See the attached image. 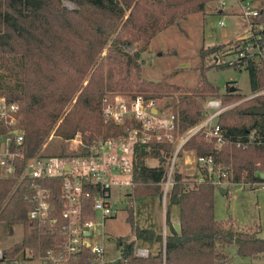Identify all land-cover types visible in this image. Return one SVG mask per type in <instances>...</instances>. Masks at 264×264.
<instances>
[{"label":"trees","instance_id":"1","mask_svg":"<svg viewBox=\"0 0 264 264\" xmlns=\"http://www.w3.org/2000/svg\"><path fill=\"white\" fill-rule=\"evenodd\" d=\"M215 1L0 0V92L19 105L15 127L24 132L17 175L0 180V222L23 226L21 242L4 250V258L12 259L39 241L37 234L29 233L27 218L32 181H19L27 162L35 157L76 153L68 144L76 134L84 146L123 134L125 125L106 122L102 117L105 96L141 95L160 101L177 117L175 138L203 119L206 99L217 98L223 106L233 104L217 119L226 138L221 148L203 134L185 147L196 156H212L216 163L230 166V184L264 183L260 177L264 174V116L246 113L251 108H264V95L246 100L236 87L230 92V86L219 94L207 80L204 68L209 56L245 53L232 65L217 67L246 71L252 95L264 90V58L246 50H254L257 44L264 48V2L258 17L249 21L253 38L240 37L201 50L197 67L200 79L195 88L169 84L166 78L158 83L141 79V54L151 40L187 16L203 12L207 4ZM65 2L72 8L66 7ZM255 36L260 40L256 42ZM129 47H135L131 54L126 51ZM5 131L0 122V132ZM51 141L58 146L55 144L50 151L47 146ZM172 146L173 143L136 146L131 198H161L160 184L166 176ZM148 161L157 165L148 167ZM202 178L190 187L178 172L174 173L165 214V264H231L220 251L229 246H234L241 258L263 254L264 239L258 232L240 233L214 219L216 186L204 171ZM54 194L59 203V192ZM174 207L179 233L170 219ZM128 219L132 222L131 216ZM131 230L134 239L117 241L120 256L112 264H163L161 252L148 258L134 256L135 241L156 244L161 243V236L133 224ZM46 238L42 235L40 240Z\"/></svg>","mask_w":264,"mask_h":264},{"label":"built area","instance_id":"2","mask_svg":"<svg viewBox=\"0 0 264 264\" xmlns=\"http://www.w3.org/2000/svg\"><path fill=\"white\" fill-rule=\"evenodd\" d=\"M213 3L215 13L219 15L229 12L244 18L248 24L244 38H253L249 21L258 17L262 2L258 5L254 0H217ZM218 25L223 27L224 23L219 21ZM254 40L257 42L260 37L255 36ZM246 50L251 55L264 58V48L258 44L254 50ZM244 56L245 53H240L231 61L216 58L215 63L232 65ZM263 94L264 90L250 99ZM19 108L17 103L7 100L0 92V122L6 128L5 132H0V180L15 178L17 162L22 157L24 132L15 127ZM228 108L220 100L206 99L203 102V119L175 138L177 117L160 101L145 99L141 95L134 98L105 96L102 99V117L106 122L125 125L123 134L87 146L76 134L71 141L76 153L35 157L27 162L19 181L23 178L32 181L31 194L27 198L30 205L27 218L29 233L37 234L39 241L12 259L4 258L3 251H0V264H112L114 261L105 258L104 227L115 214L113 190L133 187L136 146L173 143L174 154L165 179L160 184L165 203L174 184L175 161L183 146L200 134L207 141H214L217 148L226 143L217 119ZM236 146L240 147V144ZM196 161L214 186L230 183V166H221L212 156H197ZM254 185L264 191V183ZM56 190L61 200L59 203L55 200ZM42 235H46V241L40 240ZM165 243L164 235L159 243L163 264ZM150 255L147 248H134L137 258H148Z\"/></svg>","mask_w":264,"mask_h":264},{"label":"rangeland","instance_id":"3","mask_svg":"<svg viewBox=\"0 0 264 264\" xmlns=\"http://www.w3.org/2000/svg\"><path fill=\"white\" fill-rule=\"evenodd\" d=\"M254 2L258 5L264 0H254ZM65 6L72 8L68 2H65ZM219 21L224 23L223 27L218 25ZM247 32L248 24L244 18L229 12L219 15L215 13V4L209 3L203 12L187 16L186 19L178 21L151 40L147 50L141 54L143 61L141 79L146 82L158 83L166 78V82L169 84L183 88H195L200 79L197 67L200 63L201 50L245 37ZM126 51L131 54L135 51V47H129ZM216 58L231 61L236 58V55L231 54L223 57L212 55L206 58L204 62L206 78L216 91L219 94H224L227 86L236 87L239 94L245 96L246 100L250 99L252 94L247 72L238 71L234 67L218 68L215 63ZM233 106L231 104L229 108ZM55 144V141H51L47 149L53 150ZM68 144L69 149L73 150L74 143L69 142ZM57 146L58 144H56ZM172 147L171 157L166 161V171L174 154V146ZM196 157L193 150L183 146L175 161L174 172H178L190 187L203 179L202 167L197 164ZM220 164L225 166L223 162ZM156 165L155 161L146 163L148 167ZM254 184L223 183L216 187L214 219L218 223L226 222V227L240 233L258 232L257 235L264 239V191L259 190ZM132 188L128 190L115 189L112 192L115 214L104 227V250L107 261H115L119 258L120 248L117 243L119 239L126 241L134 239L131 230L132 224L143 230L152 229L161 238L168 234L165 225L168 196L165 203H163L162 195L161 198L135 199L130 197ZM221 189L227 190L228 194H222ZM129 216H131L132 222L129 221ZM170 219L173 223L175 217L172 210ZM173 224L175 225L177 222ZM22 238L23 226L21 223L0 222V251L11 248L21 242ZM134 245V248H147L150 251V256H155L161 250L159 243L135 241ZM220 251L231 264H264V253L250 258H241L236 255L234 246L226 247Z\"/></svg>","mask_w":264,"mask_h":264},{"label":"water","instance_id":"4","mask_svg":"<svg viewBox=\"0 0 264 264\" xmlns=\"http://www.w3.org/2000/svg\"><path fill=\"white\" fill-rule=\"evenodd\" d=\"M235 90V88H231L229 91L230 92H233ZM153 112L155 113L156 110H153ZM247 114H251V115H256V116H264V108H251L249 109L247 112ZM261 178H264V175L260 176ZM226 191L227 190H223L221 189V193L222 194H226ZM174 229L176 230L177 233H179V225L178 224H175L174 225Z\"/></svg>","mask_w":264,"mask_h":264},{"label":"crops","instance_id":"5","mask_svg":"<svg viewBox=\"0 0 264 264\" xmlns=\"http://www.w3.org/2000/svg\"><path fill=\"white\" fill-rule=\"evenodd\" d=\"M262 175H264V174H261L260 176H262ZM224 195H225V194H224ZM172 211H174V217H175L173 223H176V222H177V208L174 207V208L172 209ZM173 225H174V224H173ZM150 230H152V229H150ZM152 231H153V230H152Z\"/></svg>","mask_w":264,"mask_h":264}]
</instances>
